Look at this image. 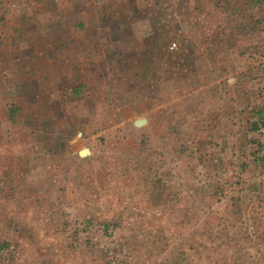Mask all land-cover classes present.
<instances>
[{"label":"rangeland","instance_id":"rangeland-1","mask_svg":"<svg viewBox=\"0 0 264 264\" xmlns=\"http://www.w3.org/2000/svg\"><path fill=\"white\" fill-rule=\"evenodd\" d=\"M206 1L223 37L204 43L218 52L205 68L221 67L263 112L264 0ZM246 122L235 137L201 138L206 153L191 161L175 130L127 127L117 152L97 142L85 157L1 162L0 264H264V131ZM238 164L248 170L225 168Z\"/></svg>","mask_w":264,"mask_h":264},{"label":"crops","instance_id":"crops-1","mask_svg":"<svg viewBox=\"0 0 264 264\" xmlns=\"http://www.w3.org/2000/svg\"><path fill=\"white\" fill-rule=\"evenodd\" d=\"M194 4L0 0V166L74 150L85 157L97 142L117 152L127 127L139 136L175 130L190 161L206 153L201 138L235 137L247 119L256 131L264 109L223 82L221 67L205 68L218 52L204 43L222 39V21L207 15L213 2ZM191 39L197 47L186 52Z\"/></svg>","mask_w":264,"mask_h":264},{"label":"trees","instance_id":"trees-1","mask_svg":"<svg viewBox=\"0 0 264 264\" xmlns=\"http://www.w3.org/2000/svg\"><path fill=\"white\" fill-rule=\"evenodd\" d=\"M259 121L261 123V124H259V126L264 128V119H263V117H261ZM255 130L256 131L259 130L258 124L256 125Z\"/></svg>","mask_w":264,"mask_h":264},{"label":"water","instance_id":"water-1","mask_svg":"<svg viewBox=\"0 0 264 264\" xmlns=\"http://www.w3.org/2000/svg\"><path fill=\"white\" fill-rule=\"evenodd\" d=\"M84 154H85V152H84V151L80 152V155H81V156H83Z\"/></svg>","mask_w":264,"mask_h":264},{"label":"built area","instance_id":"built-area-1","mask_svg":"<svg viewBox=\"0 0 264 264\" xmlns=\"http://www.w3.org/2000/svg\"><path fill=\"white\" fill-rule=\"evenodd\" d=\"M261 129H263V131H264V128L259 126V130L258 131H260Z\"/></svg>","mask_w":264,"mask_h":264}]
</instances>
